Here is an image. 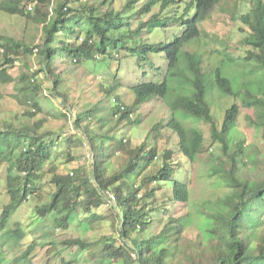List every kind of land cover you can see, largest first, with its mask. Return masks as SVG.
I'll return each mask as SVG.
<instances>
[{
	"label": "trees",
	"instance_id": "1",
	"mask_svg": "<svg viewBox=\"0 0 264 264\" xmlns=\"http://www.w3.org/2000/svg\"><path fill=\"white\" fill-rule=\"evenodd\" d=\"M139 1L128 0L115 8L117 0H0V12L25 18L40 30L35 46L0 34V101L4 87L15 83L10 70L20 62L22 87L10 98L26 107L10 119H0V162L11 166L5 179L10 199L1 211L0 234L14 245L25 239L20 223L8 227L12 213L34 194L45 163L62 142L57 135L71 125L77 135L63 139L68 158L81 148L86 152L83 163L63 175L52 168L53 192L34 212L41 219L52 218L54 228L67 230L79 214L95 221L94 211L109 206L113 232L93 242L79 237L62 240L59 246L72 251L61 264H78L89 256L115 264H264V156L260 161L243 141H229L243 105L252 110L249 124L260 129L264 141V0H248L250 7L239 15L231 12L241 25L242 61L251 68L250 73L243 72L241 77L248 78L239 86L224 71L237 62L232 55L226 54L219 67L209 70L196 67L188 50L205 33L202 24L223 0H193L194 17L187 18L183 32L167 42H146L137 35L153 33L163 22L182 21L162 19L176 0H146L136 10ZM156 7L158 13L152 14ZM146 14L148 22L135 25L136 18ZM31 56L39 65L32 76L25 72ZM155 58L160 65L156 69ZM128 59L135 69L143 61L151 62V74L144 70L138 73L140 79L124 85L121 65ZM110 62L116 69L111 70ZM180 62L185 72L178 75L173 71ZM86 63L105 70L88 74ZM39 74L44 75L42 81ZM213 90L233 99L220 124L208 104ZM128 93L132 99L126 102ZM153 99L166 103L167 116L148 128L144 125L142 140L133 145L125 127L139 128L140 110ZM52 100L60 106H53ZM44 102L64 118L60 130L45 129ZM186 120L209 126L210 151L205 153L202 132L187 127ZM166 130L174 142L168 138L160 149ZM204 154L206 176L221 195L195 204L201 221L189 211L174 215V207L189 203L190 174ZM183 169L186 181L176 177ZM59 246L36 239L15 262H30L38 249L52 253Z\"/></svg>",
	"mask_w": 264,
	"mask_h": 264
},
{
	"label": "rangeland",
	"instance_id": "2",
	"mask_svg": "<svg viewBox=\"0 0 264 264\" xmlns=\"http://www.w3.org/2000/svg\"><path fill=\"white\" fill-rule=\"evenodd\" d=\"M125 1L128 0H117L115 8H120ZM144 1L146 0H140L136 4L135 9L137 10ZM236 1L237 7L235 6ZM220 5L221 6H217L214 8L210 15V18L202 24V28L205 33L202 34L200 40L198 39L197 42L191 43L190 47H188V50L191 51L194 55L192 60L196 67H204V69L209 70L214 67H219L226 54L232 55L233 58L237 60V62L235 64L227 65L224 71H226L230 75L234 83L236 80L235 85L239 86L244 80L248 78L247 76L241 77V75H244V71L250 73L251 68L248 65H245L242 61L244 52L243 48H241L239 44L243 35L238 32V28L241 27V25L237 21L232 19L234 13L232 14L231 12L236 10L238 15L246 12L251 3L248 0H223ZM188 6H190L189 10H187ZM155 12L158 13L157 7L153 9L152 14ZM194 13L195 4L193 0H176L175 4L172 7L163 11L162 19L172 17L174 19H182V21L173 22L170 24H166V22H163V27H160L157 24L153 33H149L147 31H144L143 33L140 32L137 35V39H141L142 35V39H144L146 42H158L159 40L167 42L169 39H172L183 32L184 21L187 18H193ZM149 18V14L138 16L134 23L135 25H137L139 22H148ZM144 30H147V28ZM0 34L8 35L18 40H25L27 43H31V45L33 46L39 43L40 38V30L36 26L28 23L25 18L19 16H10L3 12H0ZM33 49V52H36V48ZM154 56L157 57L159 55ZM162 62L166 70L165 60L162 59ZM26 63V74L32 76L38 71L39 65L35 56L26 58ZM133 63L134 62H131L128 59L124 60L121 65V68L125 72V76H120V79L123 80L121 83H123L124 85L130 86L129 83L132 79H140V75L144 70H149L148 73L151 74V62L143 61V66L137 64L136 69L133 67ZM158 63L159 60L155 58V69L157 67H160ZM201 63L203 64V66L200 65ZM20 66L21 63L17 62L16 66L10 70V74L15 79V83L12 86L8 85L4 87L5 98L3 101H0V119H10L18 111L26 108L24 105L20 106L15 100L10 98V95H14L22 87L20 74L23 70L20 68ZM85 67L87 68V73L91 75L94 73L103 72V70H105V68H102L100 66H95L87 63L85 64ZM109 67L111 68V70H114L116 69L117 65L110 62ZM184 70V62H180V64L176 66L173 72L179 75L180 73H184ZM138 73L140 75H138ZM43 77V74H39V81H42ZM250 77L252 79L255 78L254 74H252ZM174 85L176 86V84ZM84 89H86V85L84 86ZM91 89L92 91H94L95 86L92 85ZM43 95L49 97V95L46 94L45 91H43ZM41 96L42 95H39V97L42 99ZM131 99L132 96L130 93H128L125 97V101L128 102ZM232 103L233 99L231 97H228L218 92L217 90L212 91L210 98L208 99V104L210 105L212 115L214 116V119L218 124L221 123L224 112L231 106ZM52 104L53 106H60V104H58V102H56L55 100H52ZM241 104L242 103L239 102V105ZM43 105L45 108L44 112L47 117V121L45 122V129L53 132L60 130L65 122L64 118H62L60 114H57L56 112L51 110L50 106L47 103L44 102ZM61 111L65 112V109H62ZM140 112H142V125L137 129L129 125L125 127V133H128V136L131 138L133 145L142 140V135L148 128V124L150 125L160 116H167V106L163 100L153 99L149 103L145 104ZM250 116H252V110L243 105L241 107V113L238 118V123L230 130L229 141L231 144H235L240 140L243 141L249 152L251 154H255L256 157H258V159H260L261 161L264 156V141L261 138L260 129L249 124ZM185 124L187 127H195L202 132V134L204 135V145L206 149L205 153L207 149L208 151H210L213 148V144L210 140L209 126L207 124L193 120H186ZM144 125L147 128H145ZM76 135V131L72 129L71 125H69L68 128H64L62 134L57 135V137H62V142H59V148L53 153V159L45 163L44 168L40 173V177L36 182L34 194L28 197L26 202L18 206L11 216V224H9L8 227L10 229H13L17 223H20L26 237L19 245H14L5 237L4 234H0V264H61V258H66L72 251V249L67 250L62 248V245L61 247L59 246L62 240L79 237L83 240H87L88 242H93L103 235L112 234V216L109 210V206H102L98 210L94 211L95 215L97 216V221H91L87 219L85 215L79 214V219L71 224V226H69L67 230L54 228V222L52 218L41 219L34 212L36 206H41L48 202L50 194L53 192L52 185L50 184V178L52 173L54 172L52 168H55L59 175H63L66 173H72L76 167L83 163V156L86 154L85 150L81 148L74 149L71 153L73 159H69L67 153L70 150H68V148L66 147L67 145L64 142L65 140H63L68 137H75ZM171 135L172 134L170 133V131H164V138L162 142L159 143L160 149H163L168 138H171L174 142V137L172 138ZM206 162V154H204L199 157L197 164L194 165L193 170L190 174L189 203H187L186 207H174V215H184L187 211H189L190 213L194 214V217L198 221H201L202 217L199 215L196 216L195 214V204L203 202L207 199H213L216 195H221V190L216 187L214 181L206 176ZM9 168H11V166H9L8 163L0 162V215L3 206H5L10 199L9 195L7 194L5 182ZM176 177H178L182 181H186L187 173L183 169L181 171V174H177ZM164 190H166V187ZM196 226L197 222L193 224L194 228H196ZM44 228L47 229L45 230ZM36 239H45V242L47 244H51L54 242L59 247L57 251H54L52 253H48L46 248L38 249L35 253L36 255L30 257V262L25 260L16 263L15 258L24 253L28 246ZM78 264L115 263H113L109 259H105L104 261L99 262L90 259L89 256L88 261L80 260ZM117 264H121V262Z\"/></svg>",
	"mask_w": 264,
	"mask_h": 264
},
{
	"label": "built area",
	"instance_id": "3",
	"mask_svg": "<svg viewBox=\"0 0 264 264\" xmlns=\"http://www.w3.org/2000/svg\"><path fill=\"white\" fill-rule=\"evenodd\" d=\"M109 199L111 198L110 195H108Z\"/></svg>",
	"mask_w": 264,
	"mask_h": 264
}]
</instances>
